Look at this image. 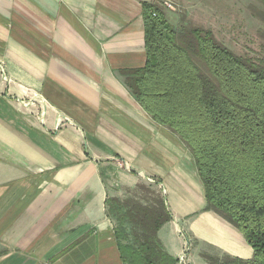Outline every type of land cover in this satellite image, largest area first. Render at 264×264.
I'll return each instance as SVG.
<instances>
[{
    "label": "crops",
    "instance_id": "crops-1",
    "mask_svg": "<svg viewBox=\"0 0 264 264\" xmlns=\"http://www.w3.org/2000/svg\"><path fill=\"white\" fill-rule=\"evenodd\" d=\"M144 2L0 0V264H125L107 202L146 182L174 258H254L206 209L189 147L127 85L147 62Z\"/></svg>",
    "mask_w": 264,
    "mask_h": 264
},
{
    "label": "trees",
    "instance_id": "trees-1",
    "mask_svg": "<svg viewBox=\"0 0 264 264\" xmlns=\"http://www.w3.org/2000/svg\"><path fill=\"white\" fill-rule=\"evenodd\" d=\"M143 5L147 62L123 71L127 85L153 120L191 150L206 209L235 225L253 247V259L228 257L225 264H264V54L239 55L208 29L179 32L159 5ZM137 189L154 197L107 202L125 264H178L158 236L171 220L162 192L144 183ZM117 221L135 224L132 242L121 237Z\"/></svg>",
    "mask_w": 264,
    "mask_h": 264
},
{
    "label": "rangeland",
    "instance_id": "rangeland-1",
    "mask_svg": "<svg viewBox=\"0 0 264 264\" xmlns=\"http://www.w3.org/2000/svg\"><path fill=\"white\" fill-rule=\"evenodd\" d=\"M154 3L162 8L167 20L179 32L196 27L208 29L239 55L259 59L264 54V3L261 0H154ZM145 185L152 187L149 182ZM135 197L146 201L154 196L147 189L136 188L119 199ZM119 206L110 202L111 208ZM117 225L121 237H129L132 242L135 224L123 225L117 221Z\"/></svg>",
    "mask_w": 264,
    "mask_h": 264
},
{
    "label": "built area",
    "instance_id": "built-area-1",
    "mask_svg": "<svg viewBox=\"0 0 264 264\" xmlns=\"http://www.w3.org/2000/svg\"><path fill=\"white\" fill-rule=\"evenodd\" d=\"M169 6H172L171 4L168 3ZM150 181L154 182V180L150 179ZM187 259V252H183L180 257L178 258V264H187L186 263Z\"/></svg>",
    "mask_w": 264,
    "mask_h": 264
}]
</instances>
